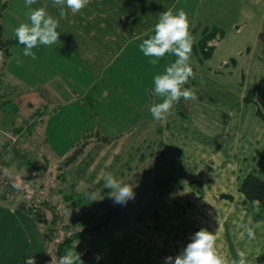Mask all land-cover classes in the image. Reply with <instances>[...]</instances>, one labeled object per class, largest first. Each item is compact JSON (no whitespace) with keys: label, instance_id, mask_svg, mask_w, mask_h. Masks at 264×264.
I'll return each instance as SVG.
<instances>
[{"label":"crops","instance_id":"0c3cea01","mask_svg":"<svg viewBox=\"0 0 264 264\" xmlns=\"http://www.w3.org/2000/svg\"><path fill=\"white\" fill-rule=\"evenodd\" d=\"M6 1V9L0 18L1 35L5 39H16L14 29L22 22L29 23L26 15L29 9L25 6V0ZM239 3V8H257L256 14L251 17L252 11L244 20L234 16L231 23L237 30L238 26L249 21L258 22L256 32H260L262 41L258 65L256 62L253 68L248 67L250 63L247 62L243 69V80L254 77L262 83L264 0H239ZM140 4V0H91L77 14L65 9V18H60L59 8L53 7L51 0H37L32 5L33 9L44 7L59 20L57 30L60 31V37L57 44L34 48L35 60L23 55L24 46L21 44L10 47L6 58L0 53V177L16 180L11 172L14 164L19 167L24 164L31 168L36 166L37 172H42L44 176L46 172L43 171L50 167L49 161H53L51 166H57V170L61 171L57 179L62 184L71 185L79 176V182L83 184L92 180L87 186L88 190L93 189L92 184L103 177L102 174L107 173L109 168V172H113L117 178L120 176L119 180L131 176L133 181L130 185L135 192L134 199L128 200L126 204H117L109 196L111 190L107 191L111 207L126 205L128 211L127 222L119 221L123 215L121 211L108 225L110 229L117 230L115 246L118 251L121 250V259H131L140 264H164L165 257L178 255L190 242L192 235L205 228L216 232V247L222 256L229 260L238 259L236 249L239 248L247 253L248 264H264V227L256 229L257 238L254 241H249L244 232V225L249 220L264 219V211L253 213L251 204L245 203L237 192L241 180L249 173L264 181V145L255 149L256 157L243 153L237 159L235 153V161H229L226 148L221 150L218 144L199 142V116L212 110L214 105L198 99L190 100L185 112L188 118L177 119L175 113L183 105L181 98L165 123L156 121L149 109L153 103L162 102L163 98L151 94L154 77L158 73L150 65V58H140L139 49L133 53V61L130 53L121 66L112 68V60L129 41L147 35L154 29L153 20H149L148 12H141ZM222 6L220 1L214 4L208 2L207 12L220 20V16L225 13ZM209 26V22L199 21L202 32L220 29ZM17 60L21 63H17ZM135 60L143 62L145 67L132 70L126 78L120 77V71L126 70L127 64ZM199 81L197 77L190 79L185 87L194 88L196 95H199ZM255 89L261 94L262 90ZM215 90L219 92V87H215ZM244 95L242 91L238 100L240 110L234 109L233 119L243 118L236 114L240 111L244 114L250 108L240 104ZM113 97L114 100H111ZM229 97L230 94L226 95L223 102L226 103ZM235 100L234 97L233 102ZM110 102L116 105L108 106ZM142 105L146 106L140 109ZM114 109L117 122H113L111 127H117L107 128L108 124L103 122L114 117L108 115L109 111L113 114ZM168 120L173 124L172 129ZM238 128L236 125L229 130L237 132ZM105 129L116 131L114 133ZM74 132L81 135L75 143H69V134ZM90 134L117 139L110 144H89L75 163L64 167L63 163L77 148L76 145ZM168 137L178 142L173 147L175 158L163 163L165 177H159L157 161L163 155ZM237 139L241 142L244 140L240 130L233 137L234 141ZM236 149L241 150L238 145ZM126 154L128 157H125ZM177 156L180 159H176ZM246 160L255 165L249 162L247 167H243L241 161ZM123 164L126 167L121 171ZM225 165H228L226 169ZM95 177L96 181L93 180ZM192 183L199 185V192L190 187ZM176 194H181V197L182 194H188L191 202L178 203ZM226 196L232 199L228 200ZM163 199L167 201L164 200L161 205L160 200ZM160 205L162 208H158ZM108 208L105 206L104 210ZM225 215L227 218L232 217L231 224H228L231 220L227 221ZM199 216H202L201 222ZM41 224L30 212L0 201V264H24L26 257H34L36 264H40L37 261L43 257L45 231ZM125 232L130 241L124 240ZM85 240L75 246L82 253L81 258L88 264H103L86 249L89 241ZM94 240L95 237L91 241ZM119 241L121 245H118Z\"/></svg>","mask_w":264,"mask_h":264},{"label":"rangeland","instance_id":"374dc122","mask_svg":"<svg viewBox=\"0 0 264 264\" xmlns=\"http://www.w3.org/2000/svg\"><path fill=\"white\" fill-rule=\"evenodd\" d=\"M140 1L141 4L139 8L141 12H148L147 16H150L149 20H153L152 28H154L155 24L159 21L160 13L168 11L171 5H173V7L171 6L170 9L174 14H176L177 10L181 8H183L188 14L189 32L195 41L191 54V66L195 73V79L196 77L200 78L199 96L204 97L205 99L199 101H205L210 105H214L212 107V110L204 112L203 116H199V142H202L206 145L218 144V148L221 150L226 148V157L231 162L235 161V153L237 154V159L242 157L243 153H245L247 156L256 157L255 149L258 147L260 148L264 145V123L258 116H256V108L254 104H246L242 100V103L240 104H245L247 105V107H250L244 112V114H241V111L236 114L237 116H244L243 118L233 119L234 116L232 115V112L235 114L234 109L236 111L240 110L238 100L240 99V94L242 93V91H244L245 95L249 91H253L255 96L259 95L260 100L264 103V80H262V83L259 79L254 77L253 79H251L250 77L243 80V69L245 67V64L247 62L250 63V66L248 67L252 68L254 67V63L256 62V64L258 65V57L260 52L259 48L262 41L260 32H256L258 22H255L254 20L249 21L245 25L238 26L239 29L236 30V27L233 25V23H231V21L233 20L234 16H237V18L244 20V18H247L253 11L251 15L252 17L253 14H256L255 11L257 10V8H239V0H177L176 2L175 0ZM219 1L222 2V8L225 11L224 15L220 16V20L215 18V16H211L207 12L208 2L214 4ZM201 14L203 15L202 18L200 17ZM217 20L219 24H217ZM199 21L201 23L205 21L209 22L210 28H212L211 26L220 28L219 30H217L218 34L214 35L213 38L208 40V44L204 45V50L200 49V43L204 38V32L201 31L202 29H199ZM152 32H154V29H152V31L150 32H147L149 33L147 35L139 36L138 38H134L129 41L125 45L124 50L122 52H119L112 60V68H118L119 66H121L124 61L129 58L130 53L132 55L133 61V59L135 58L133 53L136 52V50H139V45L144 39H147L150 36L154 35V33ZM208 32H210V29L208 30ZM221 32L223 34H221L220 38H217V36H219ZM207 47H210L209 52H211V55L209 58L204 59V52H208ZM138 55L140 58L144 56L141 52L138 53ZM174 60L175 57L172 54H166L165 57L162 60L158 61L155 66L151 63L150 65L156 69V73L162 74L165 67L169 66L172 62H174ZM132 61L127 64L126 70L124 68L120 71V77L126 78V75L132 70L135 71V69H143L145 67L144 63L139 60H135V62ZM108 87L113 88L112 86ZM215 87H219V92L215 90ZM255 88H259L260 90H262L261 94L260 91L258 92V89ZM225 91L226 94L224 93ZM231 93L233 94V96L231 95ZM229 94L230 97L227 99L228 101L226 103L223 102L226 95L229 96ZM234 97L236 98V100L233 102ZM110 99L114 100V97ZM187 102L190 101L183 100L181 103L183 105L177 109L175 113L177 119H181L184 117L185 119L188 118V116H185V112L187 111ZM113 105H116L115 102H110L108 104V106ZM77 106L80 105L78 104ZM144 106L146 105H142L139 107L140 109H142ZM114 112L115 109L113 110V114L109 111L108 115H114ZM182 121L183 120H181L180 122ZM113 122L115 124L117 122L115 115L114 117L111 116L109 119H106L103 123H105L106 125L108 124L107 128H116L117 126L111 127ZM3 123L5 124L4 121ZM168 125L172 129L173 124L169 120ZM236 125L239 127L237 129V132L240 130V135L242 134L244 137V140H242V142L239 139L234 141L233 137L237 134V132H230L229 130L230 127L233 128ZM105 130L109 132L114 131V133L116 131L114 129ZM241 130L243 131V133ZM114 133H108L107 135H113ZM80 135L81 134L77 132L69 134V143H75L79 139ZM210 135L214 137H209ZM147 143L145 144L147 145ZM177 143H175L174 140L168 137V142L165 143L164 146L163 155L157 161V173L159 177H165L163 176V163H166V161L171 158H175V151L173 147ZM236 145H238L241 150L236 149ZM261 153L262 152L260 151L259 154L261 155ZM125 157H128V154H126ZM156 157L158 156L156 155ZM224 157L225 156H223V158ZM176 159H180V156H177ZM250 160L241 161V164H244L243 167H247L249 165V162H251ZM251 163L252 165H255V163ZM52 164H54L53 161H49L48 165H50V167L43 171L46 172V175L44 176L42 175V172H37L39 170L36 166H32L31 168L24 164L19 167L15 166L14 164L12 166L11 172L13 173V175H15L16 180L12 179L10 182L11 184L9 182L6 184L0 183V198L13 201L16 204H21L25 207L30 206L32 207L33 211H37V213H39V218L47 224H41V226L43 225L42 228H47L46 239L51 238V244L48 246L50 248V252H53L52 254H54L56 258H59L61 256L59 253V248L57 251V245L66 238L73 235L74 232L78 231V228L83 229V227H81V223H83L81 218L80 221H77V218H79L81 214H84L83 218L86 217L85 212H89L93 217H99L103 212L109 210L110 208H113L123 211L121 219H118L119 221H128L129 218H126L128 213L127 209H125L126 205H122L121 207L117 208L111 207V204L109 205L110 200L107 199V191H109L110 189L104 188V180L102 179V177H100L96 183H93V189L89 188L88 191L87 186L92 183V180L86 181V183L83 184L79 182L80 177L78 176V181L75 180V182H72L71 185L62 184V182L58 180L59 178L57 179V176L60 175L61 171L57 170V166L56 168H53L51 166ZM125 167L126 166H124L123 164V167H121V171L125 170ZM227 167L228 165H225L224 169H226ZM107 173L113 174V172H109V168H107ZM113 175L116 177L115 174ZM117 179H120V176ZM93 180L96 181V177ZM123 181L131 184L133 179L131 176H126ZM163 182L166 181L163 180ZM16 183H19L21 185L19 189L13 187V184ZM197 185L198 184L192 183L190 187L195 190V192H199V185ZM85 188L87 192L85 191ZM90 190L91 193H95L96 195L95 201H92L85 196V193H90ZM182 196L183 197H181V194H176V200L178 203H183L185 201L191 202L188 194H182ZM210 199L208 201H211ZM164 200L165 199L160 200L161 205L163 204ZM204 203H207V201L204 200ZM161 205L158 208H162ZM105 206L109 208L104 210ZM225 213L226 212H224V214ZM232 213H234V211H232ZM234 215L239 218L241 217L238 213H235ZM225 217L227 221L228 219L231 220L228 221V224H231L232 217L227 218V215H225ZM201 218L202 216H199V222H201ZM76 221L79 226L78 224H76ZM135 222L139 221L135 220ZM108 225V228L106 227L101 232L92 235L93 237H95L94 242L91 241L93 238L92 236L86 238L85 242L89 241L87 246H85L86 249L88 248V250L96 257H98L100 261H103V264H140L139 262L131 261V259H121V250L119 249L118 251V248L115 246L117 230L110 229ZM124 240L130 241V237L128 236L127 232H125L124 234ZM82 241L83 240L77 239L75 240L74 245L77 246ZM118 245H121L120 241ZM74 250L79 252L78 248L76 247L74 248ZM81 259L84 261L83 257ZM84 263L87 262L84 261ZM161 264H163V262H161Z\"/></svg>","mask_w":264,"mask_h":264},{"label":"clouds","instance_id":"9594fccd","mask_svg":"<svg viewBox=\"0 0 264 264\" xmlns=\"http://www.w3.org/2000/svg\"><path fill=\"white\" fill-rule=\"evenodd\" d=\"M37 0H25V6L29 9L26 15L29 23H20L14 29L17 42L24 46L23 55L36 59V54L32 50L38 45L51 46L59 42L60 31L59 20L54 18L44 8L33 9ZM52 6L59 8L60 18H65L68 9L73 14L81 12L87 7L91 0H51ZM195 41L189 32L188 14L181 8L176 14L171 9L160 13L159 21L154 26V35L144 39L139 45L144 56L149 57V63L156 65L166 54L175 57L174 62L166 66L162 74L154 77L153 96L162 97V102L153 103L150 106V113L156 121L165 123L168 115L174 106L184 101H194L197 99L194 88L185 87L190 79H195V73L191 66V54ZM17 63L21 61L17 60ZM104 188L110 189L109 196L117 204H126L128 200L134 199L135 192L132 185L117 179L111 173H105L102 177ZM19 189V183L13 184ZM86 198L96 200L95 193H85ZM253 213L259 214L261 201L253 199L251 201ZM264 227V219L249 220L244 225V232L249 241L256 240V229ZM216 232H210L201 228L195 232L190 242L182 252L175 257L167 256L164 264H248L247 253L241 249H236V258L229 260L217 251ZM82 253L69 249L60 256L55 264H84L81 259ZM52 261V260H51ZM24 264H36L34 257H26Z\"/></svg>","mask_w":264,"mask_h":264},{"label":"trees","instance_id":"16d2710c","mask_svg":"<svg viewBox=\"0 0 264 264\" xmlns=\"http://www.w3.org/2000/svg\"><path fill=\"white\" fill-rule=\"evenodd\" d=\"M7 1L6 0H0V18L2 12L6 9ZM0 30H1V22H0ZM218 34L217 30H210V32L205 31L204 32V38L202 39L200 43V49L204 50L205 44H208V40L214 37V35ZM222 32L220 33L217 38L221 37ZM19 44L17 42V39H5L1 35L0 31V53L6 58L9 55V48L12 46H15ZM208 52H204L205 56L204 59H207L210 57L211 52H209L210 47H207ZM198 100H205L204 97H200L197 95ZM243 102L246 104H254L256 110L255 114L258 116L261 121L264 123V103L260 100L259 95L255 96L253 91H249L245 97L243 98ZM117 138L113 137H107V136H100L99 134H90L88 136H84L83 139L76 145V149L73 151L72 155H70L65 162L63 163L64 167H68L75 163L78 158L84 153V150L89 146L91 143L101 142L103 144H110L113 141H115ZM11 178H5L0 177V183L6 184L11 182ZM11 184V183H10ZM237 192L243 197L244 202L251 204V201L253 199H259L261 201V208L260 210L264 211V181L259 179L257 176L249 173L247 174L240 182V185L237 188ZM1 193V192H0ZM228 200H231L232 198L230 196H226ZM0 201L8 202L14 206L19 207L23 211L29 212L28 208L32 209L30 206H23L21 204H16L13 201H9L6 199L0 198ZM33 211V209H32ZM85 218H83L84 214H81L79 218H77V221L81 220L83 223H81L82 228H78L76 232H74L73 235L63 240L61 243L57 245V251L59 248L60 255H64L67 250L72 249L74 250L75 240H85L87 237L92 236L96 233L101 232L104 230V228L107 227L108 223L116 216L120 215L121 211L119 209H113L110 208L109 210L103 212L99 217H93L89 212H85ZM31 214L36 218V220L40 221L42 224L47 225L44 221H42L39 218V213L37 211L31 212ZM38 217V218H37ZM76 221V224H78ZM79 226V224H78ZM52 231V230H50ZM47 228H45L44 231V250H43V257L37 261L40 264H55V261L58 259L53 252H50V248L48 245L51 244V238H47ZM52 260V261H51ZM88 264V263H84Z\"/></svg>","mask_w":264,"mask_h":264},{"label":"water","instance_id":"95a60500","mask_svg":"<svg viewBox=\"0 0 264 264\" xmlns=\"http://www.w3.org/2000/svg\"><path fill=\"white\" fill-rule=\"evenodd\" d=\"M28 211L31 213V212H33L31 209H28Z\"/></svg>","mask_w":264,"mask_h":264}]
</instances>
